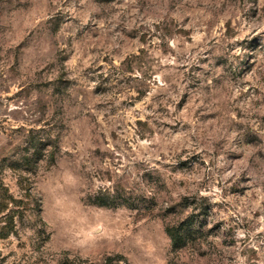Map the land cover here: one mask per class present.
<instances>
[{"label": "clouds", "instance_id": "9594fccd", "mask_svg": "<svg viewBox=\"0 0 264 264\" xmlns=\"http://www.w3.org/2000/svg\"><path fill=\"white\" fill-rule=\"evenodd\" d=\"M256 6V0H0V77L23 89L17 99L25 103L17 107L27 113L26 126L47 120L39 132L12 131L11 125L0 129V146L9 160L32 178L23 227L10 236L11 243L5 241L4 250L27 241L33 246L25 258L29 264L34 257L37 264L41 256L59 258L65 250L77 257L76 264L95 262L96 253L102 255L108 246L104 229L92 232L84 245L82 231L108 219L134 220L139 217L133 213H147L149 222L120 245L130 264H182L184 253L189 264H200L201 259L204 264H244L243 249L226 251L217 243L233 227L231 221L211 232L206 226L194 243L177 245L169 218L178 221L183 216L175 215L179 206L168 209L182 192L198 197L207 190L210 200L230 206L237 217L257 209L264 212V60L255 66L241 64L243 53L235 47L227 63L217 66L209 58L186 90L188 114L181 116L175 109V98L185 90L180 85L169 101L175 111L164 113L177 127L163 129L158 146L146 149L143 167L133 168L136 157H130L123 177L104 190L93 183L98 175L94 161L103 158L93 149L103 146L109 129L123 128L127 106L120 104L114 88H105L80 63L71 67V60L87 55L95 62L100 53L92 49L101 41L105 46L116 47L117 39L123 42L120 46L129 45L140 31L157 24L174 26V18L179 23L190 17L192 26L199 22L203 27L209 19L215 23L228 16L250 17L249 10ZM259 6L264 9V0ZM238 31L264 32V11L250 22L241 20ZM101 114L103 124L98 123ZM185 157L194 158L177 166ZM144 170L152 179L139 175ZM242 243L264 257V247ZM228 256L235 259L229 261Z\"/></svg>", "mask_w": 264, "mask_h": 264}, {"label": "rangeland", "instance_id": "374dc122", "mask_svg": "<svg viewBox=\"0 0 264 264\" xmlns=\"http://www.w3.org/2000/svg\"><path fill=\"white\" fill-rule=\"evenodd\" d=\"M256 3L255 9L249 10L250 17L248 14H241L240 19L228 16L218 18L215 23L209 19L204 21L203 27L199 26V22L192 26L188 22L190 17H185L179 23L174 18L172 21L174 26L161 27L157 24L153 29L140 31L138 39L134 38V42L129 45L120 46L123 42L118 39L116 47L105 46L106 42L101 41L98 48L92 49L100 53L95 62L87 55L79 61L75 56L72 57L71 67L80 63L84 71H93L104 82L105 88L111 86L116 90V98L120 104L127 106L123 128L109 129L104 134L103 146L93 149L94 153H103L101 160L94 161L98 174L93 180L96 189L104 190L116 185L118 179L123 177V169L128 166L132 156L136 157L132 162L133 168L144 166L143 156L146 149L158 146L163 129L177 127L164 116V113H172L179 109L181 116L188 114L190 101L186 90L193 86L192 81L197 78L200 66L206 64L209 58H214L217 66L227 63L228 55L235 47L243 53L241 64L255 66L260 60H264V32H248L241 35L238 31L241 20L250 22L264 11L259 6L260 0H256ZM180 85H185V90L175 98L174 109L169 101L175 97L172 90ZM22 91V88L9 85L7 78L0 77V129H6L11 125L12 131L20 128H25L27 132L45 130L46 119L35 127L25 125L27 113L17 107L25 103L23 99H17ZM100 99L97 97L98 102ZM103 120L101 114L98 123L103 124ZM164 156L165 153H161V158ZM193 158L185 157L177 166H182L188 159ZM89 159L86 158L84 161L85 168L88 167ZM155 163L159 164L160 161L157 160ZM167 166L166 163L165 167ZM139 175L152 179L151 172L147 170L141 171ZM31 179L23 167L16 161L9 160L7 150L0 146V207L7 205V210L0 214V264H29L25 258L33 246L27 241L23 245L17 243L6 251L4 249L5 241L11 243L10 236L18 235L23 227L27 208L30 206L28 196L31 192ZM209 195L207 190H201L198 197L182 192L176 204L169 206V211L179 206L181 211L175 215L183 216L178 221L175 220V216L169 218L170 225L178 224L189 216L199 222L184 244L187 241L194 243L198 236L204 234L206 226L211 232L231 221L233 227L228 228L224 234L225 238L217 243L223 244L226 251L243 249L240 256L247 255L244 264H260L264 257L258 253L257 248L245 249L242 242L251 241L255 242L258 248L264 247V212L257 209L237 217L232 214L230 206L225 208L222 204L214 203L209 199ZM10 198L17 201L18 206L10 203ZM189 207L191 210L187 211ZM133 216L139 218L108 219L105 223L90 225L87 231H82L81 245L92 239L91 233L98 228L104 229L103 238L108 245L102 255L96 253L95 262L88 261L87 264H102L107 257L113 258L114 264H130L128 253L120 245L134 229L149 222L147 213H133ZM105 224L111 227H106ZM155 227H160L159 222ZM7 231L10 232L2 238ZM138 239L143 242L142 237ZM196 255L201 256V253ZM64 258L76 264L77 257L72 256L67 250L59 258L48 260L41 256L38 259L40 264H59ZM79 259L85 261L83 256ZM227 259L231 261L235 257L228 256ZM30 264H37V258L34 257ZM182 264H189L187 253L182 256ZM200 264H204L202 259Z\"/></svg>", "mask_w": 264, "mask_h": 264}, {"label": "trees", "instance_id": "16d2710c", "mask_svg": "<svg viewBox=\"0 0 264 264\" xmlns=\"http://www.w3.org/2000/svg\"><path fill=\"white\" fill-rule=\"evenodd\" d=\"M10 203L14 206H18V202L14 199L10 198ZM7 210V205H2L0 207V214H3ZM199 224L198 220L194 219L192 216L185 218L183 221L179 222L175 225H170V227L175 228V242L177 245L184 244V242L188 239L189 235L194 232L195 226ZM10 231H7L5 235H2V238H5ZM115 260L113 258L107 257L104 259L102 264H114ZM59 264H73L68 258L62 259Z\"/></svg>", "mask_w": 264, "mask_h": 264}]
</instances>
